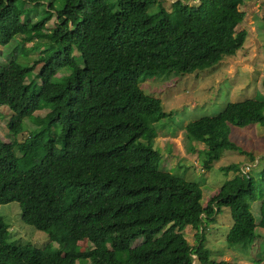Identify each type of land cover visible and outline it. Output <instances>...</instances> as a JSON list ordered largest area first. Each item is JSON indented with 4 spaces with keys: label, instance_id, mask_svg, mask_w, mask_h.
<instances>
[{
    "label": "trees",
    "instance_id": "16d2710c",
    "mask_svg": "<svg viewBox=\"0 0 264 264\" xmlns=\"http://www.w3.org/2000/svg\"><path fill=\"white\" fill-rule=\"evenodd\" d=\"M39 1L0 0V45L10 54L0 60V98L8 107L0 204L17 201L22 222L46 230L49 243L8 240L0 214V264H193V254L201 264H233L211 258L205 229L228 207L226 240L255 241V227L264 228V167L254 175L238 161L225 164L230 177L203 201L198 182L159 168L153 122L166 113L139 82L234 55L247 34L235 29L243 0H172L169 7L164 0H44L45 13L31 21L33 7L25 4ZM33 38L45 43L24 45ZM18 49L25 61L16 58ZM30 50H38L35 58ZM36 62L37 79L26 81ZM263 107L258 92L190 120L185 135L206 144L203 166L228 149L246 152L231 139L230 125L264 128ZM185 224L196 229L195 244Z\"/></svg>",
    "mask_w": 264,
    "mask_h": 264
},
{
    "label": "rangeland",
    "instance_id": "374dc122",
    "mask_svg": "<svg viewBox=\"0 0 264 264\" xmlns=\"http://www.w3.org/2000/svg\"><path fill=\"white\" fill-rule=\"evenodd\" d=\"M171 1L164 0L163 4L169 7ZM186 1L198 2V0ZM25 5L33 7L29 14L31 21L45 13L44 0L36 4L26 3ZM156 8V4H151L149 11H154ZM239 8L244 11V16L235 29L244 28L247 34L242 48L234 55H224L218 62L192 72L171 70L166 73L146 74L139 82L145 93L161 98L162 108L166 113L165 116L153 122L156 133L153 137V147L160 152L159 168L198 182L202 188L203 201H206L214 190L230 177V174H225L222 168L225 164L238 161L241 168L254 175L257 174V170L264 167V128L259 123L244 126L230 125L231 139L246 152L238 149L225 150L219 159L212 162L210 168H206L202 163V149L206 147V144L201 141L189 142L185 135V125L190 120L203 115L217 114L229 101L252 97L258 92L264 95V0H243ZM55 18L53 14L46 22L48 29L53 26ZM43 41L44 39L33 38L24 45L42 46L45 43ZM3 50L4 48L0 45V60L5 62V58L10 54ZM37 52L38 50H30V57L35 58ZM16 58L20 61L26 60L25 55L19 49ZM40 64L41 62H36L28 71L26 81L37 79ZM59 75L60 72L56 73L53 80L58 81ZM42 109L36 111L41 112ZM7 117L6 101L0 98L1 137L7 135L5 133ZM25 123L28 130L35 126V123L29 119H26ZM16 136L18 137V134ZM9 138L10 141L13 139V137ZM190 144H193V147H190ZM259 206L260 199L252 202L256 221L260 215ZM0 214L9 224L10 237L8 240L18 243L26 241L40 247H43L44 243H49L46 230H39L22 222L21 210L17 201L0 204ZM230 224L231 215L228 207H222L221 211L210 219L208 228L205 229L204 242L211 258L215 261L227 260L233 264H264V228L257 225L255 232L258 236L255 237V241L249 243L248 246H241V244H232L226 240ZM182 230L189 243L195 244L196 229L185 224ZM140 240L141 238H138L133 244ZM78 242L83 244L82 241ZM52 244L55 245L54 242ZM193 264H201L195 254H193Z\"/></svg>",
    "mask_w": 264,
    "mask_h": 264
},
{
    "label": "built area",
    "instance_id": "2783aa9c",
    "mask_svg": "<svg viewBox=\"0 0 264 264\" xmlns=\"http://www.w3.org/2000/svg\"><path fill=\"white\" fill-rule=\"evenodd\" d=\"M247 166V165H246ZM247 168H248V166H247ZM244 169V168H243Z\"/></svg>",
    "mask_w": 264,
    "mask_h": 264
}]
</instances>
